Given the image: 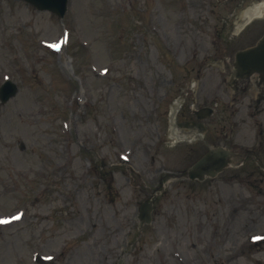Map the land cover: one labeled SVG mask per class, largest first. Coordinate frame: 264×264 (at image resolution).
Returning a JSON list of instances; mask_svg holds the SVG:
<instances>
[{
  "label": "rangeland",
  "instance_id": "374dc122",
  "mask_svg": "<svg viewBox=\"0 0 264 264\" xmlns=\"http://www.w3.org/2000/svg\"><path fill=\"white\" fill-rule=\"evenodd\" d=\"M261 2L69 0L60 22L0 0V87L18 88L0 103V264H264V176L237 159L182 177L210 144L264 145L259 90L232 104L229 86Z\"/></svg>",
  "mask_w": 264,
  "mask_h": 264
},
{
  "label": "water",
  "instance_id": "95a60500",
  "mask_svg": "<svg viewBox=\"0 0 264 264\" xmlns=\"http://www.w3.org/2000/svg\"><path fill=\"white\" fill-rule=\"evenodd\" d=\"M20 1V0H18ZM24 1L38 11H48L55 14L60 20L63 19L67 10V0H21ZM236 71L234 78L241 79L249 77L253 73H258L264 79V38L258 45L249 50L240 52L236 55L235 63ZM18 89L11 83L7 82L0 89V102L6 104L10 99L14 98ZM228 153L224 150L212 151L204 159L199 161L188 173L190 179H203V175L207 174L211 177L224 166ZM222 165V166H221Z\"/></svg>",
  "mask_w": 264,
  "mask_h": 264
},
{
  "label": "flooded vegetation",
  "instance_id": "af4514ba",
  "mask_svg": "<svg viewBox=\"0 0 264 264\" xmlns=\"http://www.w3.org/2000/svg\"><path fill=\"white\" fill-rule=\"evenodd\" d=\"M241 84L238 85L237 91H242V93L245 94V96H248V92L250 91L251 85L256 84L257 87L261 88V95L257 100V109H259L262 106V103L264 102V82L260 83L259 80L257 79H251V80H244L240 82ZM240 86V88H239ZM236 100V98H235ZM236 149V148H235ZM252 151H255L254 155H251L250 153L244 155H238L236 156L235 159L240 160V166L242 165H248V163H255L258 166H262L264 168V149H260V146L258 149H254ZM258 162V163H257ZM251 166V165H249ZM254 166V165H253ZM264 174V172H263ZM262 184L264 187V179L262 180Z\"/></svg>",
  "mask_w": 264,
  "mask_h": 264
},
{
  "label": "bare ground",
  "instance_id": "6f19581e",
  "mask_svg": "<svg viewBox=\"0 0 264 264\" xmlns=\"http://www.w3.org/2000/svg\"><path fill=\"white\" fill-rule=\"evenodd\" d=\"M263 16H264V2L255 3V4L248 6L240 13L241 22L237 24L236 34L240 33V31L243 28V25L246 24L247 22L254 20L256 18H261ZM122 160H123V156H120L118 161L121 162ZM122 162L124 163L125 160H123ZM127 162L128 161H126V163ZM232 209L234 210V208ZM181 263L183 264V261Z\"/></svg>",
  "mask_w": 264,
  "mask_h": 264
}]
</instances>
